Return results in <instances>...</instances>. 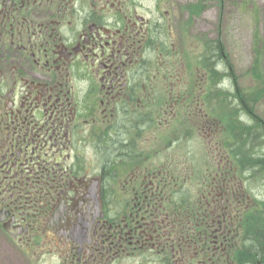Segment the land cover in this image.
I'll list each match as a JSON object with an SVG mask.
<instances>
[{
  "label": "flooded vegetation",
  "instance_id": "af4514ba",
  "mask_svg": "<svg viewBox=\"0 0 264 264\" xmlns=\"http://www.w3.org/2000/svg\"><path fill=\"white\" fill-rule=\"evenodd\" d=\"M227 2L206 59L204 0H0V264H254ZM188 129L217 141L199 181Z\"/></svg>",
  "mask_w": 264,
  "mask_h": 264
},
{
  "label": "rangeland",
  "instance_id": "374dc122",
  "mask_svg": "<svg viewBox=\"0 0 264 264\" xmlns=\"http://www.w3.org/2000/svg\"><path fill=\"white\" fill-rule=\"evenodd\" d=\"M216 1L217 0H204L205 10L201 17H198V19L196 20L197 22L193 27V30L191 31L192 35L199 37V39L201 40H204L206 38L213 39L217 34V27L219 23L217 20ZM232 3L233 0H228L227 6L230 5V7L225 10L227 25L231 27V32H229L231 50H228L225 53L228 55L232 63L231 69L229 70L228 75H226V77L232 75L231 79L233 82H231L233 84V92H230V88L225 85H222L221 83V87L224 88L225 91H228V93H222L220 89L219 94L214 95L218 101H220L226 106L227 103L224 99L228 98L230 100L229 104L234 103L235 96H237L236 94L238 91H240L241 94L244 95L248 94V92L252 93L258 90L257 81L255 80V78L251 77L250 74V68L254 67L252 64H255V66L257 65L256 67L259 74L264 75V13L262 12L261 8L262 1L254 0V2L248 5V7L245 9L243 7L238 6V3H236L237 7L234 9ZM256 40L259 41V44L257 46L258 53L255 50ZM255 75L257 76L256 73ZM214 96L211 97H213L214 99ZM251 101L250 107L253 106V111L257 112V116L262 117L264 120V102L259 104L258 101H260V98L256 99L255 97L254 99H251ZM256 102H258L257 105ZM223 104H221L223 106L222 111L224 113H227V108ZM255 107H258V111H256ZM206 132L211 135L208 128L206 129ZM206 132L204 134L206 137H208L206 135ZM183 135L184 136L181 138V134L177 133V135L173 136V138H176L175 140H178L180 138L182 139V144L180 143L181 147H184L186 144H189L191 153L193 156H195L194 164L197 165L198 171L202 172L198 178H195L197 181H199L203 176H205V173L209 170L211 166V163L207 159L208 150L210 148L208 144L206 145V142L216 143L217 141L211 142L209 138H205L202 140L206 142H203L201 140L202 137L199 138L197 131H193L191 129H188L186 133H183ZM241 148V150H243L242 146ZM260 148L262 147L260 146ZM166 149H159L160 155L163 154ZM259 150H257L258 153L263 154V152H259ZM165 153L166 155L172 154L171 151H166ZM258 153L254 154L255 157L254 159H252V163L250 165L252 172L249 173L250 169H246L244 171L245 176L250 181L248 187L249 191L253 198L258 201V204L261 205L260 208L262 212H264V168L263 166L260 167V165L257 166L258 162L262 159V157L259 156L260 154ZM251 154V152L248 153V156L250 158ZM155 156H158L157 153H155ZM250 158L248 159V161H250ZM225 165L226 164L224 162L223 166ZM192 181L195 180L193 179ZM261 215H256L253 217V221L255 222L253 223V232L255 231L256 223L261 220Z\"/></svg>",
  "mask_w": 264,
  "mask_h": 264
},
{
  "label": "trees",
  "instance_id": "16d2710c",
  "mask_svg": "<svg viewBox=\"0 0 264 264\" xmlns=\"http://www.w3.org/2000/svg\"><path fill=\"white\" fill-rule=\"evenodd\" d=\"M211 44L208 47V52L205 53L206 59H210V58L214 57L215 51H214V48H212ZM258 82H259V84H261L262 81L259 80ZM221 83H222V85H225V86L229 87L230 88L229 90L233 89V85H232V82L230 80H227L226 78H223L221 80ZM224 93H228V92L225 91ZM254 97L255 98L257 97L256 93H252V97L251 98L254 99ZM246 98H247L246 94H244V95L241 94V98L239 97V95H237V96H235L234 103H230V104H229L230 100L228 98H225L224 100L227 103V107L230 108V109H235L236 110L235 112L237 114H238L237 111H239V113H241V112L245 113V115L244 114H240L239 118H246L247 116L250 118L251 115H250V113L248 111L253 106L250 107V104L245 101ZM246 108H247V110H246ZM252 114H253V112H252ZM242 126H243V130L245 129V132H244L245 134L242 133L239 136V138L242 140L241 141L242 147L245 148V149L247 147V149H246L247 153L251 152L252 153L251 154V158L254 159V157H255L254 154L258 153L257 150L262 149V150H259V152H264L263 136L260 133L256 132L257 127H255V126L251 127V129L249 127L245 126V125H242ZM255 133H257V134L255 135ZM259 145L262 148H260ZM240 147H241V145H240ZM258 154H260V153H258ZM259 156H263V154H260ZM257 166H259V165L257 164ZM263 220H264V218H263ZM262 226H264V222H263ZM260 236H264V230L260 234ZM258 240H259L258 242L257 241L255 242V244H254L255 246H253L254 251H256V252H254V256H255L254 264H264V240L263 239H258ZM261 245H263V246H261ZM260 247H262V248H260Z\"/></svg>",
  "mask_w": 264,
  "mask_h": 264
},
{
  "label": "bare ground",
  "instance_id": "6f19581e",
  "mask_svg": "<svg viewBox=\"0 0 264 264\" xmlns=\"http://www.w3.org/2000/svg\"><path fill=\"white\" fill-rule=\"evenodd\" d=\"M239 115H240V113H238V114L236 115L235 120L237 119V123L240 125L241 128H243L242 125H244V123H245V122H248V121L246 120V118H239V117H240ZM252 123H253V124H252ZM252 123H249V125L252 124V125H250V126H251V127H254L255 124H254V122H252ZM247 124H248V123H247ZM247 124H246V125H247ZM246 125H245V126H246ZM247 127H249V126H247ZM251 161H252V158H251ZM260 164H262V162L259 161V162H258V165H260ZM255 242H256L255 240H252V249H251V250H253V252H256V251H254V248H253V246H255V245H254ZM261 246H263V245H261ZM260 248H262V247H260Z\"/></svg>",
  "mask_w": 264,
  "mask_h": 264
}]
</instances>
